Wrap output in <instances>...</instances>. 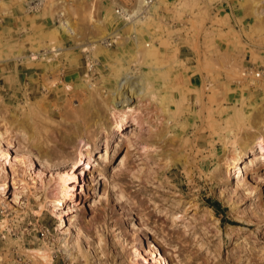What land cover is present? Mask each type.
Listing matches in <instances>:
<instances>
[{
    "label": "rangeland",
    "instance_id": "374dc122",
    "mask_svg": "<svg viewBox=\"0 0 264 264\" xmlns=\"http://www.w3.org/2000/svg\"><path fill=\"white\" fill-rule=\"evenodd\" d=\"M112 3L0 0V264H132L133 247L144 264H264V0H154L136 23ZM35 40L72 92L47 97L57 75L15 62ZM124 73L130 118L114 146L106 105ZM74 113L91 151L79 165ZM243 143L254 149L237 175L224 160ZM25 154L35 162L17 174ZM63 170L61 221L40 205Z\"/></svg>",
    "mask_w": 264,
    "mask_h": 264
},
{
    "label": "bare ground",
    "instance_id": "6f19581e",
    "mask_svg": "<svg viewBox=\"0 0 264 264\" xmlns=\"http://www.w3.org/2000/svg\"><path fill=\"white\" fill-rule=\"evenodd\" d=\"M128 1L129 0H124V2H123V0H122V1H119L118 3L123 5V7H124V6H126V4L128 5ZM139 2H140V0L138 1L137 6L141 7L140 6L141 4ZM139 7H138V9H139ZM146 14H147V12H146ZM142 17H145V15ZM132 20H133L132 23H136L138 18L135 17ZM61 24H62V27L64 28L65 31H67L70 34L74 33V29L70 26V24L67 21H63ZM263 39H264V34H261V40L263 41ZM103 41H105V40H102V42L96 43L95 46L96 47H99V46L102 47ZM40 46H41V44L39 41H37V40L33 41L31 44V48H33V50L31 51V53L26 54L25 53V49H26L25 45L23 43H20L17 50H16V54L14 56L15 62L17 63L20 61V63H27L29 65H36V66L38 65L39 62H41L42 64L41 63L40 64L44 68H46L48 70V72H51L52 74L57 75V77H58L57 82L53 83L52 87H47V91H46L47 97H49L52 93H54L55 96H60L61 94H67L69 92H72L71 89L68 87V84L65 83L61 77V75L65 74L66 69L61 68L62 65H61V67L58 66V64H56L57 60H56V62H54V58H56V55L55 56L49 55L50 57L47 55V53H49V52L53 53V51H55V49L49 47V48L44 50ZM147 51L153 52V49H148ZM130 78H131V76L128 73H124L121 77L118 78L116 89L110 90L112 93V95H111L112 98L110 100L111 106L106 105L107 112H109V114L112 117V119L110 121L111 122V129L115 130V131H119V133H118L119 139L115 143L114 146H118L119 144L123 143L127 137L126 125L128 124V118H130V113L126 110H123L122 108H123L124 104L131 98L132 94H123V93H121V91L123 90L124 86L126 84H128V82L131 80ZM141 83H143V85L141 84V86H139L137 90L141 93L143 91H145L146 93H148V95H151V97H152L154 95V92L156 91V88L151 89V88L147 87L148 82H147V80H145L144 76L141 78ZM89 86H90V88H92V92H94V93L98 92V88L95 87L93 84L90 83L88 85V87ZM116 106H118V108ZM74 115H75L74 123L76 125L74 126V129L72 130V132L69 135H71V136L74 135L73 139H75V140L78 139L75 143V154L77 156V159H76V161H73L72 163L75 164L77 162V164L79 165L82 163V157H84V156L90 157L91 156V151L89 150L90 145L88 144V136H89L88 135V127H87L88 124L83 119V117L79 116L77 113H74ZM1 128L3 130L0 129V155H3V144L1 142V139H5V138L7 139V137L9 136V133H8L7 128H5V127H1ZM262 131H263L262 133H264V123H263V130ZM69 135L65 136L66 141H68ZM262 138H260V141L262 140ZM8 140H9V138H8ZM253 149H254L253 146H251L247 143H243L241 146V149L235 148L233 150L234 152L232 151L230 154H227L224 162L226 163V165L229 169V172H231L230 170L232 169V173L239 175L241 172V168L245 166L244 163L246 162L247 157L249 156V154H251ZM58 151H60V150H54V153H56ZM35 153L39 158L42 157V160H44V162H46V163L49 162L51 155H50V153H48L47 150H45L43 152H41L40 150H36ZM106 153H107V151L105 148L104 154H106ZM30 155L31 154H28V155L25 154L24 156H20L19 162H20V164H22V166H20L18 169L17 168L14 169L17 174H19L20 171L21 172L23 171L24 173L27 170L30 171V169L33 166V163L35 162V159H33V157H31ZM100 155L103 156V154H100ZM22 176H23V174H22ZM69 177H70V173L68 171L63 170V171L59 172L57 175V178L55 179V184H53V187H52L53 191L51 194L49 193L51 196L50 195L48 196V194H45L44 199H43L44 201L40 205V210L43 208L48 209L52 213L57 214L58 218L61 221H63V217L61 215L63 213L61 210L58 211L55 207L59 206L61 204L63 189H66V188L72 186V184H70L68 182ZM23 182H24V180H23ZM25 184L27 185L26 182H25ZM44 185L46 186L45 183H44ZM46 191H47V188H46ZM15 196H16V193H15ZM15 199H16V197H15ZM30 250L31 251L28 252L29 255H31L33 258L36 259V261H38L40 263H45L44 261L47 260L46 258L49 259L50 254L48 252H44V250H42V247L41 248L40 247L39 248L38 247H32V249H30ZM46 256H48V257H46ZM130 256H131L132 264H144V261L140 260V258L143 256V254H142V251L139 249V247H133V251H132Z\"/></svg>",
    "mask_w": 264,
    "mask_h": 264
},
{
    "label": "built area",
    "instance_id": "2783aa9c",
    "mask_svg": "<svg viewBox=\"0 0 264 264\" xmlns=\"http://www.w3.org/2000/svg\"><path fill=\"white\" fill-rule=\"evenodd\" d=\"M117 1L118 0H113L112 11L115 15L119 16L124 20H132L135 17L144 16L148 8L154 2V0H140L139 3L141 4V7L137 10H133L128 5L123 7V5L117 3ZM243 74L244 75L247 74V77L250 75L249 77L254 79H257L260 76L259 71H248V72H244Z\"/></svg>",
    "mask_w": 264,
    "mask_h": 264
}]
</instances>
